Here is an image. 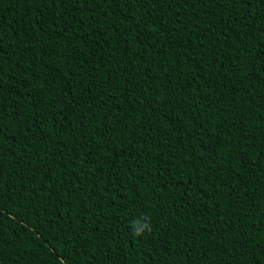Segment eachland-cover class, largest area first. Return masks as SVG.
<instances>
[{
  "label": "trees",
  "instance_id": "1",
  "mask_svg": "<svg viewBox=\"0 0 264 264\" xmlns=\"http://www.w3.org/2000/svg\"><path fill=\"white\" fill-rule=\"evenodd\" d=\"M0 264H264V0H0Z\"/></svg>",
  "mask_w": 264,
  "mask_h": 264
},
{
  "label": "clouds",
  "instance_id": "2",
  "mask_svg": "<svg viewBox=\"0 0 264 264\" xmlns=\"http://www.w3.org/2000/svg\"><path fill=\"white\" fill-rule=\"evenodd\" d=\"M146 231V229L144 230ZM144 231H138V230H134V234L137 236V237H140L144 234Z\"/></svg>",
  "mask_w": 264,
  "mask_h": 264
}]
</instances>
